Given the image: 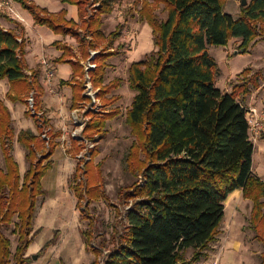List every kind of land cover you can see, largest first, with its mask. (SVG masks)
I'll return each mask as SVG.
<instances>
[{
	"label": "trees",
	"instance_id": "1",
	"mask_svg": "<svg viewBox=\"0 0 264 264\" xmlns=\"http://www.w3.org/2000/svg\"><path fill=\"white\" fill-rule=\"evenodd\" d=\"M12 1L28 10L37 25L74 37L83 58L96 64L88 74L98 89L97 99L103 106L119 100L118 95H107L120 86L121 78L108 83L104 79L110 58L125 46L116 44L125 24H117L106 34L103 17L112 14L122 0H62L78 6V22L67 19L65 9L51 12L32 0ZM226 2L142 0L138 16L152 25L155 50L129 65V84L136 94L126 111V122L135 137L128 154V169L133 174L140 170L142 181L123 193L125 202L132 201L126 213L128 223L106 254L93 247L94 234L83 231L86 247L95 254L92 264H97L102 254L103 264H199L217 240L225 201L235 190H241L242 196L252 202L249 228L263 244L260 264H264V180L253 172L255 146L245 105L252 88L260 86V70L249 75L252 68L246 67L240 73L244 79L231 90L219 88L217 64L209 54V46H224L232 38L241 39L243 53L251 42L264 40V30L257 27L258 21H264V0H249L236 18L225 11ZM160 4L166 12L162 21L155 13ZM0 18L19 29L5 28L0 23V79L9 81L7 97L25 103V115L38 123V133L23 131L18 136L30 163L22 174L12 154V114L0 97V264H9L12 258L7 235L10 230L18 234L14 264H26L30 260L26 252L38 232L33 231V218L37 198L44 193L42 179L54 165L56 138L62 132H54L50 120L43 117L45 88L40 71L28 73L23 25L2 9ZM91 50L96 51L93 57ZM71 56L65 48L55 62H69L72 66L71 79L60 83L72 86L71 108L75 109L92 99L84 94L85 65ZM29 94L33 96L32 107ZM120 113L118 106L97 112L87 108L83 112L89 119L82 138L96 145L88 149V158L78 161L71 186L81 208V219H88L92 225L88 208L100 195L97 166L93 164L99 151L97 142L103 138L106 121ZM73 142L80 144L78 152L86 146L82 139L73 138ZM56 238L54 235L40 253ZM189 248L193 253L187 259L185 252Z\"/></svg>",
	"mask_w": 264,
	"mask_h": 264
},
{
	"label": "rangeland",
	"instance_id": "2",
	"mask_svg": "<svg viewBox=\"0 0 264 264\" xmlns=\"http://www.w3.org/2000/svg\"><path fill=\"white\" fill-rule=\"evenodd\" d=\"M5 1L10 3L8 5L10 7H6L4 10L10 13L8 14L11 18H14L12 13L18 18L14 9H19V12L31 22V27L27 26L31 43L30 48L26 51H29L28 56L25 54L26 63L31 67L35 62L36 54H40L43 50L39 46L38 31L32 29L36 23L30 12L22 8L19 3L12 0H0V3ZM32 1L49 10H56L63 3L62 0ZM248 2L249 0H247ZM141 5L142 0H122L115 6L112 14L103 17V30L106 34L113 31L117 24H125L122 36L116 42V44L123 43L125 46L118 55L110 58L104 79V83H108L115 77L121 78L120 86L107 95V97L118 95L119 100L103 106L102 100L96 97L98 89L93 86L92 82L91 88L87 86L88 71L95 68L91 67L90 64L95 63L90 59L85 61L86 73L82 80H84V94L90 96L92 100L89 103L80 104L77 109L73 110L70 107L69 89L61 86L53 79V76L48 79L46 74V81L42 82L46 90L43 117L50 120V126L54 132L61 131L62 134L56 138L58 148L53 155L54 165L42 179L44 193L37 198L33 231L39 232L42 229L31 242V253L27 255L30 260L26 264H54L56 260L60 261L59 264L61 261L65 264H92L95 254L90 247L89 249L86 247L83 231L92 232L94 234L93 247L100 248L106 254L117 242V235L123 232L128 223L126 213L132 201L125 202L123 193L133 183L140 184L142 181L140 170L133 174L128 169V154L135 137L126 122V111L136 94L129 84L128 69L133 61L142 60L155 50L152 25L147 20L142 21L138 16ZM241 7V0H227L225 11L236 18L241 14ZM155 13L159 21L166 17L162 4L156 7ZM257 27L261 31L264 30V21H258ZM44 28L48 29L46 26ZM240 43V38H232L224 46H209V54L217 64L216 85L219 88L231 90L234 84L244 79V76L240 74L243 69L251 67L252 71L249 75L260 70V86L257 89L252 88L245 105L258 108V111H264V40L259 38L256 42H251L245 53L240 49ZM91 56L93 57V55ZM49 71H52L54 75V71L47 68V72ZM7 88L8 82L0 80V95L2 97H5ZM29 96L31 95L29 94ZM12 106L14 108V105ZM116 106L120 107L121 113L106 121L103 138L97 142L99 151L93 160V164L97 166L96 180L99 183L100 195L88 208L91 221H94V225H92L88 219H81V208L78 206L71 186L72 183L74 184L72 177L78 161L88 158V149L96 145L95 141L82 138L84 126L82 127L81 123L89 119V116H84L83 112L87 108L93 109L95 112L108 111ZM17 108H19L18 105ZM23 108L26 111L28 106L25 105ZM24 111L19 113L20 108L18 111L13 109L15 137L11 142L12 154L19 162L22 174L30 163L26 159V149L18 141V136L23 131L38 133V123L33 117H26ZM263 135L264 133L256 141H253L255 146L253 172L264 180ZM73 138L85 140L86 146L80 152L77 148L80 144L73 142ZM137 152L139 158H143L144 155L140 151ZM1 164L3 165V163ZM84 203L85 201L82 205ZM251 210L252 202L245 199L241 191L236 190L228 196L217 240L211 244V248L207 250V257L202 258L199 264L261 263L263 244L256 237L255 232L249 228ZM14 221H17L16 217ZM7 235L11 239L12 252L9 264H14L13 254L18 244V234L10 230ZM54 235H57L56 240L48 245L43 253H40V257L34 258V255L39 253V249ZM192 253V248L186 250V258L189 259ZM104 254L100 259L97 258V264H103Z\"/></svg>",
	"mask_w": 264,
	"mask_h": 264
},
{
	"label": "crops",
	"instance_id": "3",
	"mask_svg": "<svg viewBox=\"0 0 264 264\" xmlns=\"http://www.w3.org/2000/svg\"><path fill=\"white\" fill-rule=\"evenodd\" d=\"M11 9H12V7L10 8V11H11ZM62 9H65L67 11V15H66L67 19H73L76 22L79 21V10H78V6L75 5V4H70V3L63 2L61 7L56 8V10H49V9L48 10L51 11V12H58V11H60ZM2 10H4V9H2ZM14 10L17 12L18 18L15 16L14 13H12V15L14 17L13 19L16 18L15 20L17 22L21 23L23 25L24 29H25L24 36H25V38L27 40V48H26V51H27L30 48L29 45L31 43L30 39H29V29H27V26H30L31 22L21 12H19L20 11L19 9L18 10L14 9ZM7 13H9V12H7ZM1 19H3V18H0V23H1V25L3 27H5V28H17L15 24L10 23L8 21H5V19H3V20H1ZM44 27L36 25V24L32 27V29H36V31H38L37 33L39 35L38 36L39 46H41L43 50H41L40 54H36L37 56L35 58V62H34V64L31 67H30V64L27 63L28 73H31V71H34V70L40 71L41 82H45L46 81L47 68H50L51 70L54 71L53 79L55 81H57L61 86H65V87H67L69 89L70 99L72 101V86L69 85V84L62 85L60 83L61 80H70L71 79L72 74H73L72 66H71V64L69 62L58 63V62H55V60L58 59L59 57H61V55L63 54V51H64L65 48H67V49H69L71 51V53H72V56L70 57L71 59H73L75 61H79L80 60L79 62H81L82 64H85L86 60L83 58V56L81 54V51H80L79 44H78V42L76 41V39L74 37H71L69 35L64 36L62 34H56L52 30H50L49 28L46 29ZM17 30H19V29L17 28ZM46 39H47L48 42L46 41ZM28 52H26V56H28ZM44 59L48 62L47 66L42 63V61ZM88 59H90V58H88ZM59 68H60V71H59ZM60 72H61V75H59ZM0 80H6L8 82V88H7L5 97H2L1 95H0V97L4 100V102L10 108V111H11V114H12V118L14 120L13 109H15V111L16 110L18 111V109L20 108V112L19 113H22L24 111L23 107L26 104L23 103V102H20V101H16V102L11 101L7 97V93L10 90V84H9L8 79L4 78V79H0ZM43 86H44V84H43ZM44 88H45V86H44ZM45 92H46V90H45ZM44 96H45V93H44V95L42 97L43 103H44ZM20 104H22V105H20ZM12 105H14V108H13ZM17 105L19 106V108H17ZM21 107H22L23 111L21 110ZM75 109H77V108H75ZM25 112L26 111H24V115H25ZM33 133H36V132H33ZM57 148H58V146H57ZM57 148H56V151H57ZM56 151H55V153H56ZM25 156H26V154H25ZM18 164H19V162H18ZM238 191H241V190H238ZM241 193H242V191H241ZM41 229L39 230V232L36 235H38L40 233ZM31 244H30V246H29V248H28V250L26 252V256L31 253V251H30L31 250ZM44 245L39 249V253L37 254V258L40 257V250L44 247ZM58 262L60 263L59 260H56L54 262V264H59ZM61 264H65V263H63L61 261Z\"/></svg>",
	"mask_w": 264,
	"mask_h": 264
},
{
	"label": "built area",
	"instance_id": "4",
	"mask_svg": "<svg viewBox=\"0 0 264 264\" xmlns=\"http://www.w3.org/2000/svg\"><path fill=\"white\" fill-rule=\"evenodd\" d=\"M6 4V5H5ZM10 3L5 1L0 3V9H5ZM95 51H91V55L94 56ZM43 64L47 65V61L44 59L42 61ZM91 67H95V64H90ZM89 68V67H87ZM30 74V73H29ZM48 79H50L53 76V72L49 71L47 72ZM87 86L91 88V80L90 77L87 76ZM87 87V89H88ZM28 101H29V106H33V96L30 94ZM94 98V96L92 95ZM84 111V110H83ZM247 119L249 123V132H250V137L252 141H256L263 133H264V111H258V108L255 107H247ZM82 127L84 126V121L81 123Z\"/></svg>",
	"mask_w": 264,
	"mask_h": 264
},
{
	"label": "water",
	"instance_id": "5",
	"mask_svg": "<svg viewBox=\"0 0 264 264\" xmlns=\"http://www.w3.org/2000/svg\"><path fill=\"white\" fill-rule=\"evenodd\" d=\"M247 4V0H241V5L245 6ZM34 258H37V255H34Z\"/></svg>",
	"mask_w": 264,
	"mask_h": 264
},
{
	"label": "flooded vegetation",
	"instance_id": "6",
	"mask_svg": "<svg viewBox=\"0 0 264 264\" xmlns=\"http://www.w3.org/2000/svg\"><path fill=\"white\" fill-rule=\"evenodd\" d=\"M84 124H85V120H84Z\"/></svg>",
	"mask_w": 264,
	"mask_h": 264
}]
</instances>
